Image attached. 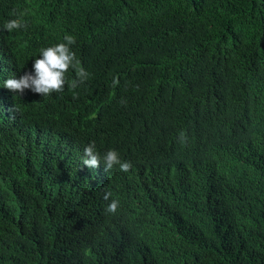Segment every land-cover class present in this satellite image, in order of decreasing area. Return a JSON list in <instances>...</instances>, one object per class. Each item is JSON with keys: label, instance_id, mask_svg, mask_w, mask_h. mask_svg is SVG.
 Instances as JSON below:
<instances>
[{"label": "trees", "instance_id": "trees-1", "mask_svg": "<svg viewBox=\"0 0 264 264\" xmlns=\"http://www.w3.org/2000/svg\"><path fill=\"white\" fill-rule=\"evenodd\" d=\"M65 35L84 83L3 87ZM0 264H264V0H0Z\"/></svg>", "mask_w": 264, "mask_h": 264}, {"label": "clouds", "instance_id": "clouds-1", "mask_svg": "<svg viewBox=\"0 0 264 264\" xmlns=\"http://www.w3.org/2000/svg\"><path fill=\"white\" fill-rule=\"evenodd\" d=\"M22 17L23 13H20L18 18L9 20L4 25V29L12 33L26 28L27 25ZM75 43L76 38L73 35H65L63 42L41 48L39 58L34 60L32 71L24 73L19 78L9 77L4 80L3 87L21 95L25 90H31L43 97L63 92L66 85L70 88L78 87L79 84L88 79L89 74L81 66L75 52L72 51L71 46ZM70 71L75 72L77 79L69 80L68 73ZM118 83V79L114 78L113 85L115 86ZM180 138L181 143L186 140L183 132L180 133ZM84 157L82 163L90 169L99 167L101 161H103L105 171L111 170L115 166H119L122 172H128L132 168L131 162L122 160L117 150L110 149L101 157L96 151L94 141L85 147ZM111 196L112 192L110 190L105 191L103 199L108 201ZM119 207V200L112 199L105 210L110 214H115Z\"/></svg>", "mask_w": 264, "mask_h": 264}]
</instances>
